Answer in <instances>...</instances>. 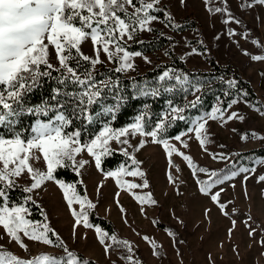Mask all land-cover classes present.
<instances>
[{
  "label": "rangeland",
  "instance_id": "rangeland-1",
  "mask_svg": "<svg viewBox=\"0 0 264 264\" xmlns=\"http://www.w3.org/2000/svg\"><path fill=\"white\" fill-rule=\"evenodd\" d=\"M150 14L158 18L150 24L155 31L138 30L132 40L125 38L123 42L129 52L142 54L133 57L134 68L124 73L142 72L167 61L162 49L149 53L133 49L138 43L154 47L160 37H166L189 68L207 70V51L221 64L232 66L264 102V59H253L264 57V4L257 0H159ZM81 51L95 58L90 40L82 44ZM50 53V62L59 67L54 49ZM100 59L106 65L119 66V60L109 61L102 51ZM226 81L235 79L228 76ZM233 101L226 108L215 102L208 111L193 116L184 132L161 139L167 141L168 149L139 133L123 137L128 139V145L111 141L110 148L120 153L126 149L140 161L138 167L144 173L121 174V183L143 185L147 181V187L118 186L117 177H108L106 173L119 168L99 170L86 150L76 157L77 161H88L79 172L68 162L83 186L81 195H87L94 205L87 212L93 210L115 226L112 234L101 229V234H107L103 244L96 231L99 226L89 218L92 227L75 223L63 191L53 179L28 194L43 215L41 220L32 221L33 225L40 226L42 231V225L47 223L57 234H49L54 243L44 244L19 233L25 245L22 248L0 225V251L27 260L42 255L66 260L67 248L76 257L96 264H264V181L260 180L264 176V155L254 151L264 148V110L243 95ZM216 109L219 111L214 112ZM232 113L236 115L228 119ZM194 122L205 124L201 132L203 146L195 131H189L197 126ZM177 136L180 140L175 139ZM141 141L143 146L137 150ZM184 156L191 158V165ZM30 163L35 169L46 171L42 157ZM13 179L24 189L32 183L27 171ZM149 194L155 203H141L135 198ZM216 194L219 195L214 201L212 196ZM72 209L79 212V204L74 203ZM81 263L82 260L78 262Z\"/></svg>",
  "mask_w": 264,
  "mask_h": 264
},
{
  "label": "snow or ice",
  "instance_id": "snow-or-ice-1",
  "mask_svg": "<svg viewBox=\"0 0 264 264\" xmlns=\"http://www.w3.org/2000/svg\"><path fill=\"white\" fill-rule=\"evenodd\" d=\"M159 0H0V126L11 127L16 123V118L24 111L40 113L45 116L49 112H55L54 117L47 122L37 121L32 128V135L22 138L20 134L9 137L0 135V197L6 198V189L14 186V177H19L23 172L32 178L31 186L25 188V192H32L33 189L40 188L45 181L54 179L53 173L58 167L67 166V162L76 168L79 172L88 161H77V154L87 151L88 155L94 158L95 165L99 169L101 159L110 155L112 149L110 142L116 141L122 145H128V139L123 137L129 134L150 136L153 142L163 143L165 149L170 146L167 141L158 140V134L162 133L168 126L166 121L170 118L185 119L181 113L182 107H173L169 102V111L165 113L164 118L160 119L155 128L150 132H145L141 122L142 116L136 118V122L128 125L127 128L113 129L108 124H104L101 130L89 142L81 143L79 132L68 133L65 131L71 124V119L64 112L65 105L60 103L58 97H71L74 104L75 115H84L90 123L93 117L87 115L88 106L97 103L101 96V87H109L111 81L95 82L91 72H86L82 77L79 74L80 60L88 61L93 67L102 63L100 52L106 54L109 61L119 60V66L115 69L117 72L126 71L134 68L133 57H139L140 52H129L124 46L125 38L132 40L138 30L152 31L151 22L158 18L150 14V10L155 7ZM264 4V0H257ZM129 8L132 10L129 11ZM216 11H221L217 8ZM91 41L95 50V58L84 55L81 51L83 43ZM50 49H54L55 58L59 65L57 67L50 62ZM147 59V57H145ZM253 59H264V57H253ZM76 61V66L72 65ZM53 71L59 72L58 77L60 85H79L82 89L78 92L55 90L56 95L52 97L57 100L54 105L45 104L36 108H25L21 103L23 96L38 86L43 77H51ZM171 71H165L159 79L165 81L171 79ZM175 80L180 86L190 84L188 77L176 75ZM163 87V85H161ZM192 87H195L194 85ZM173 91L172 87L164 89ZM188 91V88L184 89ZM141 95H159V89H141ZM199 98L197 97V100ZM195 101L190 106H195ZM235 103V101H233ZM114 107L103 109L105 114L112 113ZM219 111V109L214 110ZM99 115V113L97 114ZM143 115V114H142ZM236 114L232 113L228 119H232ZM215 119V114H212ZM197 126L189 131H195L196 137L203 146L204 140L201 139V132L205 124L194 122ZM180 140V136L175 137ZM144 141L140 142L139 147L143 146ZM175 149H173L174 151ZM123 154L131 160L136 167L127 171L121 166L115 172H108L106 176L117 177L118 186H127L128 189L147 187V181L143 185L121 183L119 176L126 174L128 176H143L138 165L140 161L131 156L126 149H121ZM184 155L183 153H179ZM171 155V152H169ZM46 163V171L35 169L30 163L31 160L40 158ZM185 160L191 165V158L184 156ZM78 164V167L76 165ZM205 171L204 169H200ZM243 171V170H242ZM212 175H215L213 173ZM227 179V177H225ZM264 181V176L260 177ZM63 191L64 199L67 201L72 215L75 217V223H83L84 227H92L88 221L87 209L94 207L87 195H81L77 192L76 186L72 184L65 185L62 181H56ZM222 183V181H217ZM203 190V189H202ZM119 195V193H117ZM219 194L213 195L212 199L217 200ZM141 203H155L151 200L150 194L147 197H135ZM27 196L26 200H31ZM76 203L80 206V211L72 209ZM223 208V205H221ZM123 211V209H121ZM28 208L23 205L9 206L3 203L0 206V225L3 226L7 235L22 248L25 247L19 233L35 241H42L44 244L52 245L54 243L51 236L57 234L49 227L47 223L40 226L33 225L32 221L26 218ZM75 227V225H74ZM100 242L104 243V236L101 229L96 228ZM58 239V237H57ZM115 240V237H112ZM120 243L127 245V241ZM62 246V242H60ZM129 250H131L129 248ZM67 259L57 260L55 257L42 255L34 260L20 259L10 252L0 251V264H78L76 255L64 249ZM108 251V247L105 248ZM132 259V257H128ZM83 264H87L84 261Z\"/></svg>",
  "mask_w": 264,
  "mask_h": 264
},
{
  "label": "trees",
  "instance_id": "trees-1",
  "mask_svg": "<svg viewBox=\"0 0 264 264\" xmlns=\"http://www.w3.org/2000/svg\"><path fill=\"white\" fill-rule=\"evenodd\" d=\"M136 1V0H134ZM192 22V28L196 29L197 25ZM154 31L156 28H152ZM159 35V32L156 33ZM159 44L147 46L138 43L134 46V50H140L143 53H149L162 49L167 57V61L153 64L150 68L142 72L134 71L131 73L117 72V67L109 66L104 63H99L94 67L88 62L80 60L79 74L83 77L86 72H91L95 78V82L111 81L109 87H101V96L98 102L88 106L87 115L93 117L90 123L84 118V115H75V101L71 97H58L60 103L64 104V112L71 119V124L65 129L68 133L79 132L81 143L89 142L101 130L104 124H108L113 129L121 128L136 122L138 116H142V124L145 132H150L155 128L156 123L164 118L165 113L169 111V102L173 107H182L184 112L181 113L185 119L170 118L166 121L168 126L162 133L158 134L157 139H167L174 137L181 132H184L191 118L203 111H208L215 102H218L221 108H226L235 98L243 95V98L251 103L259 106L264 110V102L260 101L254 93L252 86L232 66L223 65L215 57L206 51L205 59L208 64V69H191L182 59L172 50L170 40L166 37L158 39ZM76 66V61L71 62ZM171 71L172 78L161 81L159 77L165 71ZM181 78L188 77L190 84L183 87L175 80V76ZM59 72L53 71L51 77H43L36 88L27 92L21 101L25 108H36L45 104L54 105L57 100L52 97L56 95L55 90L60 89V92H78L82 89L79 85L68 84L60 85L58 77ZM233 76L234 82H227L226 78ZM163 85V87H161ZM195 87H192V86ZM172 87L173 91H165V88ZM188 88V91L184 89ZM159 89V95H141L140 90ZM244 90V94H242ZM197 97L199 98L197 100ZM195 101V106H190V103ZM114 107L112 113L105 114L103 109L106 107ZM99 113V115H97ZM143 114V115H142ZM55 112H49L47 116L24 111L16 118V123L11 127L0 126V135L9 137L15 134H20L22 138H27L32 135V128L37 121L47 122L48 119L54 117ZM112 149V148H111ZM254 151L262 152L264 148H257ZM129 169L133 166L129 157L123 153L112 149L111 154L102 157L99 170L109 171L120 168ZM56 181H62L65 185L72 184L76 186L78 193H83V186L79 181V177L70 163L67 166L58 167L53 173ZM203 181H201V185ZM0 186L3 183L0 182ZM6 198L0 197V204L6 200L9 206L23 205L28 208L26 218L30 221L41 220L43 215L39 205L31 200H26L29 196L24 188L14 181V186L6 189ZM89 220L98 225L104 232L112 234L115 232L114 224L107 218L97 214L95 211L88 212ZM79 261H87V264H96L90 259H84L81 256L77 257ZM83 264V263H81Z\"/></svg>",
  "mask_w": 264,
  "mask_h": 264
}]
</instances>
